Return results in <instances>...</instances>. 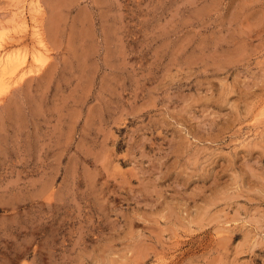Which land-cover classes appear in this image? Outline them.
<instances>
[{"label": "rangeland", "instance_id": "obj_1", "mask_svg": "<svg viewBox=\"0 0 264 264\" xmlns=\"http://www.w3.org/2000/svg\"><path fill=\"white\" fill-rule=\"evenodd\" d=\"M0 264H264V0H0Z\"/></svg>", "mask_w": 264, "mask_h": 264}, {"label": "bare ground", "instance_id": "obj_2", "mask_svg": "<svg viewBox=\"0 0 264 264\" xmlns=\"http://www.w3.org/2000/svg\"><path fill=\"white\" fill-rule=\"evenodd\" d=\"M54 14V13H53ZM56 16V15H55ZM51 23H53V22H51ZM54 24V23H53ZM52 24V28L51 29H49V31H52V30H54V25ZM51 35H52V33H51ZM53 38V37H52ZM8 62V61H7ZM8 64V63H7ZM4 72V71H3ZM3 75V74H2Z\"/></svg>", "mask_w": 264, "mask_h": 264}]
</instances>
